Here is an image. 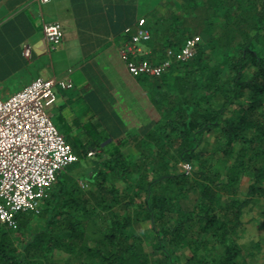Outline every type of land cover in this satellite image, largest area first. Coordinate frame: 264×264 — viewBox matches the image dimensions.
Segmentation results:
<instances>
[{"label": "trees", "instance_id": "16d2710c", "mask_svg": "<svg viewBox=\"0 0 264 264\" xmlns=\"http://www.w3.org/2000/svg\"><path fill=\"white\" fill-rule=\"evenodd\" d=\"M28 1L7 0L0 14L24 20L30 7L14 15L12 8ZM159 3L144 18L153 58L130 59L172 61L161 77H137L163 121L133 136L132 153L118 146L90 157L107 138L91 148L69 142L89 173L76 178L66 169L39 213L0 222V264L264 262V0ZM195 37V55L179 61ZM250 225L260 235L240 243Z\"/></svg>", "mask_w": 264, "mask_h": 264}, {"label": "crops", "instance_id": "0c3cea01", "mask_svg": "<svg viewBox=\"0 0 264 264\" xmlns=\"http://www.w3.org/2000/svg\"><path fill=\"white\" fill-rule=\"evenodd\" d=\"M156 1L161 7L168 6V0H51L47 4L29 0L15 4L14 13L10 11L13 15L25 6L30 12L24 20L11 23L0 14L1 96L9 97L39 76L70 81L71 89H56L54 107L58 117L68 122L71 136L81 146L90 147L89 126L94 123L93 129L103 132L107 141L90 151L100 154L110 149L113 153L119 146L123 153H132L133 136H143L140 132L147 126L157 128L163 116L148 83L129 73L121 54L130 41V28L135 32L137 21L147 20ZM7 5V0H1V11ZM54 21L62 23L65 35L62 44L52 49L43 26ZM25 45L31 47L30 58L23 54ZM141 50L145 58H153L150 46L144 43Z\"/></svg>", "mask_w": 264, "mask_h": 264}, {"label": "built area", "instance_id": "2783aa9c", "mask_svg": "<svg viewBox=\"0 0 264 264\" xmlns=\"http://www.w3.org/2000/svg\"><path fill=\"white\" fill-rule=\"evenodd\" d=\"M47 4L51 0H37ZM145 19L138 20V31L131 44L122 51V58L134 77H161L172 61L160 65L136 62L131 55L142 52L141 46L151 35L145 29ZM43 32L52 49L64 40L61 22L45 23ZM200 37L186 41L178 60L188 61L196 53ZM23 54L31 57V47L24 46ZM70 81L37 77L7 98L0 94V222L14 225L18 212L39 213L48 191L58 176L79 161L70 143L59 131L49 112L57 101L56 89H71ZM94 151L88 155L92 157ZM186 175L192 174L190 164H180Z\"/></svg>", "mask_w": 264, "mask_h": 264}, {"label": "rangeland", "instance_id": "374dc122", "mask_svg": "<svg viewBox=\"0 0 264 264\" xmlns=\"http://www.w3.org/2000/svg\"><path fill=\"white\" fill-rule=\"evenodd\" d=\"M155 5H156V3H155ZM145 13H147V12H145ZM152 20L153 19H151V21ZM2 98L5 99L7 97L3 96ZM54 106L49 111L51 113V115H52V120H53L54 124L59 129V131L62 133V135H64V137L66 138V140L68 142H70L72 145L76 146L77 148L81 147V145L78 143L79 139H77L75 136L74 137L71 136L72 132H69L70 126H69L68 122H65L63 119L58 117V115L55 112V107ZM93 124L91 126H89V127H91V128H89L91 130L88 133V135H90V137H91L90 138L91 142L93 140H96V142L103 140L105 138L104 137L105 136L104 133L101 132L100 130H99V132H97L95 129H93L94 128ZM82 140H84V139H82ZM88 140H89V138H88ZM83 143H85V141H83ZM66 169H67V172H68L67 174H69L72 177H76V178L78 176H82L84 174L87 175L89 173V171H90L87 167H84V165L81 166L79 163H76L74 165H70ZM244 187L246 188L247 186H244ZM194 199H193V201H194ZM257 211H259V208L255 209V211H250L249 213H246L247 214L246 218L249 219V217H250L251 219H253V217L256 216L255 213ZM260 219H264V218H260ZM249 227H250V231L245 234V236L243 237L244 239H242L240 241V243H244L247 240H249V238H251V237L254 238L255 236L260 235V233L258 232V228L256 226H255V228H254L253 225H250ZM256 264H264V262H258Z\"/></svg>", "mask_w": 264, "mask_h": 264}, {"label": "clouds", "instance_id": "9594fccd", "mask_svg": "<svg viewBox=\"0 0 264 264\" xmlns=\"http://www.w3.org/2000/svg\"><path fill=\"white\" fill-rule=\"evenodd\" d=\"M64 172V171H63ZM57 182V181H56Z\"/></svg>", "mask_w": 264, "mask_h": 264}]
</instances>
